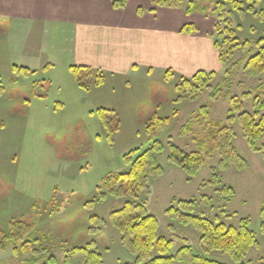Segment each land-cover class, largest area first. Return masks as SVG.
<instances>
[{
    "label": "rangeland",
    "instance_id": "obj_1",
    "mask_svg": "<svg viewBox=\"0 0 264 264\" xmlns=\"http://www.w3.org/2000/svg\"><path fill=\"white\" fill-rule=\"evenodd\" d=\"M137 1L130 0L129 8ZM240 2L242 10L224 0H182L177 8L182 25L195 22L202 33L208 30L213 39H218L213 26L219 22L222 28H232L240 42H250L215 70L209 87L198 92L192 85L183 84L182 78L191 76L173 70L174 75L166 80L163 67L149 72L140 67L119 75L105 71L106 82L91 91L77 87L72 73L57 57L48 62L39 59L28 75L16 73L14 66L31 60L12 57L9 31L4 30L8 24L0 22L4 30L0 33V228L8 234L9 224L16 219L32 225L19 243L29 242L28 249L15 253L8 246L0 251V264H97L86 260L82 252L69 255L74 248L86 246L102 254V264H138L110 217L127 199L115 197L104 188L100 194L97 188L107 174L129 169L126 154L139 149L131 155L135 158L156 141L163 150H156L152 158L162 171L150 177L141 200L159 219L160 235L174 242L172 254L189 246L191 256L240 264L219 251L207 252L192 224H184L166 212L173 205L178 207L174 199L195 200L194 214L211 220L238 225L242 218H250L260 246L251 249L244 264H261L264 156L248 144L238 116L241 111H255L256 96L264 102V72L251 74L245 70L248 59L259 51V41L264 43V0ZM191 4H197V9L187 14ZM218 4H223L222 10ZM205 7L208 15L203 12ZM11 36L10 40L17 37ZM41 95L47 98L43 100ZM233 98L238 99L240 112L234 110ZM203 106L209 108L212 120L225 121L234 115V145L247 161L244 169L235 165L220 168L218 151L210 154V145L197 141L205 140L208 131V126L200 122ZM100 108L118 114L120 129L112 140L97 113ZM161 118L167 119L166 124L149 131V125ZM172 143L188 153L202 151L205 155V164L195 177L189 178L169 160ZM213 171L216 182L212 181ZM56 189L64 199L60 211L54 212ZM174 264L195 263L184 256Z\"/></svg>",
    "mask_w": 264,
    "mask_h": 264
},
{
    "label": "trees",
    "instance_id": "obj_2",
    "mask_svg": "<svg viewBox=\"0 0 264 264\" xmlns=\"http://www.w3.org/2000/svg\"><path fill=\"white\" fill-rule=\"evenodd\" d=\"M228 2L234 9L242 10L240 0H224ZM112 5L116 9H123L127 5V0H111ZM182 0H152L151 11H155L159 7L179 8ZM197 4H191L187 8L186 13L192 14L197 9ZM223 4H218L222 7ZM208 6V5H207ZM209 8V6H208ZM208 8L203 11L208 15ZM222 10V9H221ZM140 11H143L140 9ZM222 13V12H221ZM226 23H230L226 19ZM215 33L222 37V41L214 36V46L218 52L219 60L225 64L239 49H246L250 42H240L236 38L232 28H222L219 22L214 24ZM197 31L194 24H186L182 28L183 33H193ZM225 33L231 34L229 37ZM259 41V51L251 56L245 64V70L251 74H260L264 72V43ZM13 71L28 75L31 70L27 67L14 66ZM71 71L77 81V84L85 91H91L95 87H99L106 82V78L102 70L95 69L89 66L73 65ZM174 75L172 69L165 72V79L169 80L170 76ZM215 72L213 71H198L191 77H185L183 84L192 85L196 92L201 91L204 87H209ZM17 81V80H15ZM189 85V86H190ZM179 86V85H177ZM0 85V92H1ZM264 92V91H263ZM44 98L46 96H39ZM234 110L240 112L241 108L237 98L232 100ZM255 111H241L238 120L241 124L243 135L247 139L248 144L254 151H260L264 156V102L260 101L259 96L255 97ZM232 108V109H233ZM200 116L196 118L200 120L202 125L208 126V131L205 140H197L201 145L210 146V154L213 151H218L220 168L227 169L235 165V167L244 169L247 166L246 159L238 152L234 145L235 129L234 115L224 120L210 119V112L207 106L200 109ZM99 118L102 121L104 129L107 130L108 139L112 140L113 134L120 129V120L118 114L114 110L100 108L97 110ZM167 119H158L157 122L149 125V131H155L161 125L166 124ZM156 150H163L162 145L157 141L149 149L141 152L135 158H131L132 153L139 152V149H134L126 154L125 159L128 162L129 169L124 172H112L107 174L101 180V186L97 189L100 194L104 193L102 188L108 191L109 194L115 197H125L127 201L119 210L113 211L110 214L114 227L117 228L121 235V240L136 257L138 264H174L177 260L187 256L194 261L195 264H225L217 260H212L197 255L191 256L189 246L181 248L176 254H172L174 242L159 233V219L149 213L146 201L141 200V195L148 190L149 180L152 175L162 171L159 164L154 163L152 158ZM153 153V154H152ZM169 160L180 167L189 178L196 176L200 168L205 164L206 157L202 151L188 153L181 149L176 144L170 145ZM213 182H216V173L213 171ZM230 191V190H229ZM233 192H231L232 194ZM64 194L58 189L55 190L53 197V211H60ZM174 205L166 210L171 217L178 219L184 224H192L201 234L200 243L207 251H219L230 257L236 263L244 264V260L253 248L260 246L257 233L251 228L250 218H242L238 225H228L218 219L211 220L203 215L194 214L197 206L195 200L174 199ZM261 226L260 230L264 234V204L261 207ZM9 233L6 234L0 228V251H6L8 246H12L15 253L19 249H28L29 242H25L19 246L24 235H27L32 225L22 219L12 220L9 224ZM76 252H82L86 255L88 261H93L97 264H102V254L96 251H89L88 247H76L70 252V256L74 257ZM71 259V258H67ZM83 263V262H81ZM67 264H71L70 262ZM89 264V262H84ZM264 264V257L261 260Z\"/></svg>",
    "mask_w": 264,
    "mask_h": 264
},
{
    "label": "crops",
    "instance_id": "obj_3",
    "mask_svg": "<svg viewBox=\"0 0 264 264\" xmlns=\"http://www.w3.org/2000/svg\"><path fill=\"white\" fill-rule=\"evenodd\" d=\"M129 3L116 9L111 0H0V22L8 24V51L23 62L31 60L19 63L30 70L39 59L51 57L62 59L69 73L73 65L117 75L140 67L148 72L163 67L184 76L220 69L223 63L208 30L202 33L188 22L197 31L183 33L188 23L182 25L177 8L151 11L152 0H138L130 8ZM11 35L17 37L10 40Z\"/></svg>",
    "mask_w": 264,
    "mask_h": 264
}]
</instances>
